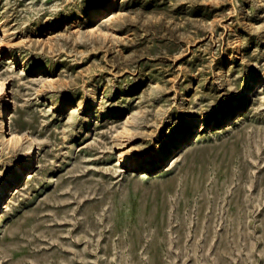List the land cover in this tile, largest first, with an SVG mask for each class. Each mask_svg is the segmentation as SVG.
Here are the masks:
<instances>
[{
  "label": "rangeland",
  "instance_id": "obj_1",
  "mask_svg": "<svg viewBox=\"0 0 264 264\" xmlns=\"http://www.w3.org/2000/svg\"><path fill=\"white\" fill-rule=\"evenodd\" d=\"M109 1L0 0L20 136L0 130V190L29 145L35 161L2 204L0 264H264L261 86L143 173L264 76V0H116L89 18ZM121 151L137 165H118Z\"/></svg>",
  "mask_w": 264,
  "mask_h": 264
},
{
  "label": "bare ground",
  "instance_id": "obj_2",
  "mask_svg": "<svg viewBox=\"0 0 264 264\" xmlns=\"http://www.w3.org/2000/svg\"><path fill=\"white\" fill-rule=\"evenodd\" d=\"M116 3V0H110L106 4H104L102 7L98 6L93 8V10L89 13V18L92 20H97L101 18L109 9H111ZM94 29V28H93ZM10 61L13 60V58H8ZM255 85H259L262 88V91L264 92V76L260 77H254V76H248L245 79L243 87L239 91V98L238 101L235 103V105L220 114L217 118L215 119H210L207 120L203 117H198L193 120V125L187 129H185L180 135H178L174 140L166 142L163 145V150L161 152L157 153V157L155 162L153 163H148L146 166L143 168V173L144 174H149L154 171H158L164 167L165 162L169 157V153H173L174 150L181 149L186 143L190 142V140L193 137V134L191 135L192 132H200L202 130H205L207 128H216L222 125H225L229 122H231L234 117L243 110V106L246 101V96L248 95V91ZM3 86L0 85V99L3 101V107L0 110V130L1 131H6L7 129L9 130L7 134H10V137L7 138V141L12 142V141H19L20 136L16 135L12 131V126H11V119L9 116V107H8V102L5 97V95L2 92ZM74 110V108H73ZM33 152V146L29 145L28 147V154H27V163L26 165L22 168L20 166L16 165L15 170L16 174L15 176L9 180L8 182H5L3 188L0 190V212L2 210V204L3 202L7 199V197L11 193V189L14 186H18L23 178L26 176V174L29 173V171L33 168L35 165L34 161V155L32 154ZM122 155V156H120ZM125 155L123 151L119 153V158L117 159L118 165H124V166H129V167H135L137 165V162L134 160V158H128ZM164 162V164H163ZM163 164V166H161Z\"/></svg>",
  "mask_w": 264,
  "mask_h": 264
}]
</instances>
